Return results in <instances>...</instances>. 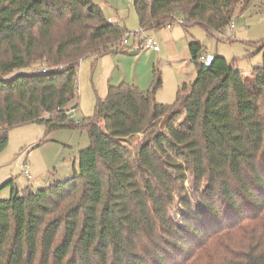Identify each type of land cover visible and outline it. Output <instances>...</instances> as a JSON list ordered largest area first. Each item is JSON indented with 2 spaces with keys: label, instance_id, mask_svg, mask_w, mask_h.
Returning a JSON list of instances; mask_svg holds the SVG:
<instances>
[{
  "label": "trees",
  "instance_id": "1",
  "mask_svg": "<svg viewBox=\"0 0 264 264\" xmlns=\"http://www.w3.org/2000/svg\"><path fill=\"white\" fill-rule=\"evenodd\" d=\"M252 1L132 0L144 32L180 20L209 35ZM126 35L93 0H0V153L30 123L91 141L70 179L0 198V264H264V64L242 71L214 55L207 67L192 41L197 75L175 103L157 100L155 70L148 90L110 86L74 123L82 60L127 53Z\"/></svg>",
  "mask_w": 264,
  "mask_h": 264
},
{
  "label": "rangeland",
  "instance_id": "2",
  "mask_svg": "<svg viewBox=\"0 0 264 264\" xmlns=\"http://www.w3.org/2000/svg\"><path fill=\"white\" fill-rule=\"evenodd\" d=\"M100 5L107 17L114 23L126 28L131 35L127 53H112L99 58L88 57L82 60L78 76L79 106L70 116L74 123L82 124L95 114L97 103L108 95L110 86L123 83L132 84L141 90H148L154 82V71L161 72L162 88L157 92V100L164 104H173L180 87L194 82L197 70L190 60L189 44L199 41L205 57L219 55L235 63L237 69L250 71L264 64V0H254L240 13L238 7L230 25L223 31L209 35L199 25L186 29L180 20L172 28L159 31H145L142 39L154 38L160 51L134 50V34L141 32L132 0H93ZM44 67V66H43ZM42 67V68H43ZM40 68V67H39ZM31 69L22 70L29 73ZM14 73L13 75H15ZM12 75V76H13ZM74 107V105H72ZM142 135L133 138L132 147L142 139ZM91 144L88 133L83 129L65 128L49 131L46 126L30 123L10 131L9 143L0 153V198L9 199L13 188L22 195L26 188L36 192L57 181H66L79 172V152ZM27 164L32 179L22 172ZM13 181V185L6 184ZM187 194L200 207L193 179L185 181ZM183 196H179V199ZM179 213L174 210L173 217L179 220L183 206L178 204ZM184 212V211H183ZM238 236L232 233V236Z\"/></svg>",
  "mask_w": 264,
  "mask_h": 264
},
{
  "label": "built area",
  "instance_id": "3",
  "mask_svg": "<svg viewBox=\"0 0 264 264\" xmlns=\"http://www.w3.org/2000/svg\"><path fill=\"white\" fill-rule=\"evenodd\" d=\"M110 22H112L111 19H109ZM231 30L234 31L235 30V26L233 24V22L230 24ZM145 33L144 31L141 32H137L134 34V38H135V46H134V50H153L154 52H159L160 51V47L159 44L157 43V41L152 38V37H147L145 39H142V34ZM131 35H126L122 41L120 42L121 45H126L129 42ZM207 57L203 56L201 58V61L206 62ZM43 73H46L47 69H42ZM22 172L24 173V175L28 178V179H32V175L30 173V168L27 164L22 166Z\"/></svg>",
  "mask_w": 264,
  "mask_h": 264
},
{
  "label": "water",
  "instance_id": "4",
  "mask_svg": "<svg viewBox=\"0 0 264 264\" xmlns=\"http://www.w3.org/2000/svg\"><path fill=\"white\" fill-rule=\"evenodd\" d=\"M214 61H215V57L214 56L208 57L207 60H206V62H205V65L207 67H210V66H212V64H213Z\"/></svg>",
  "mask_w": 264,
  "mask_h": 264
},
{
  "label": "crops",
  "instance_id": "5",
  "mask_svg": "<svg viewBox=\"0 0 264 264\" xmlns=\"http://www.w3.org/2000/svg\"><path fill=\"white\" fill-rule=\"evenodd\" d=\"M108 19H111L114 22V20L111 17H108ZM170 28H172V26Z\"/></svg>",
  "mask_w": 264,
  "mask_h": 264
}]
</instances>
